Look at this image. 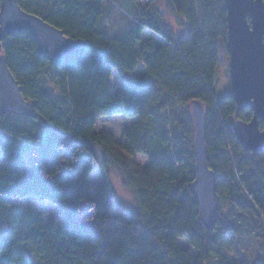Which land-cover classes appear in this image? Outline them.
Listing matches in <instances>:
<instances>
[{
    "label": "trees",
    "instance_id": "16d2710c",
    "mask_svg": "<svg viewBox=\"0 0 264 264\" xmlns=\"http://www.w3.org/2000/svg\"><path fill=\"white\" fill-rule=\"evenodd\" d=\"M159 1L132 0L137 18L112 37L97 29L104 0H17L85 49L52 63L29 34L1 42L38 117L0 115V264H264V150L238 144L232 126L253 113L215 89L224 0H163L181 33L163 26ZM193 101L205 108L206 160L216 178L212 230L191 189ZM118 116L137 119L120 140L97 131L101 118ZM110 168L134 207L117 199ZM31 195L53 205L59 223L19 203ZM249 240L257 259L239 244Z\"/></svg>",
    "mask_w": 264,
    "mask_h": 264
},
{
    "label": "water",
    "instance_id": "95a60500",
    "mask_svg": "<svg viewBox=\"0 0 264 264\" xmlns=\"http://www.w3.org/2000/svg\"><path fill=\"white\" fill-rule=\"evenodd\" d=\"M224 9L231 97L238 110L250 109L253 113L248 123L235 121L232 131L245 151L259 154L264 150V2L224 0ZM16 34H29L37 44L41 58L52 63H61L82 53L85 43L68 38L63 31L23 11L17 0H0V115L37 118L33 104L22 96L2 53L1 42ZM191 119L195 167L191 189L199 206L202 224L212 230L219 202L215 174L206 160L205 108L201 102L191 103Z\"/></svg>",
    "mask_w": 264,
    "mask_h": 264
},
{
    "label": "rangeland",
    "instance_id": "374dc122",
    "mask_svg": "<svg viewBox=\"0 0 264 264\" xmlns=\"http://www.w3.org/2000/svg\"><path fill=\"white\" fill-rule=\"evenodd\" d=\"M157 11H162L161 23L163 26L173 29H176V21L174 20L173 15L167 9V6L163 0H160L156 5ZM138 8L134 5L132 0H104L103 2V15L99 20L97 29L107 34L108 36L117 37L123 35L131 27V22L137 18ZM181 33V30L178 31ZM219 67L216 73V85L215 89L218 97L231 95L230 89V80H229V56L226 52L225 47L219 46ZM112 87L116 89L119 85V80L117 76L113 75L112 77ZM191 115V114H190ZM137 119H128L122 116L115 118H101L97 123V131H105L111 133L116 139L120 140L123 134V131L126 128H129ZM101 154V153H100ZM103 155V154H101ZM141 160H139L140 162ZM142 162V161H141ZM2 167V159L0 157V168ZM110 174V184L112 189L117 197V199L126 206L134 207L135 200L133 195L123 186L121 177L115 169H109ZM100 177L99 169L96 166L93 173L90 176V185L91 193L94 194L97 187V181ZM22 204L36 205L45 213V223H59L57 216L56 208L46 202H42L39 198L31 195L26 199L22 200ZM250 242H241V246H245L246 250H249V254L256 258L254 252L255 246ZM178 244L180 247L187 248L186 240H179ZM237 244V248L241 246ZM234 248V247H233Z\"/></svg>",
    "mask_w": 264,
    "mask_h": 264
}]
</instances>
